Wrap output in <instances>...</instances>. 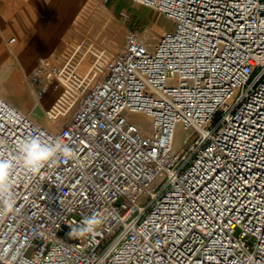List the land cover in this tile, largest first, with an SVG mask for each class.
<instances>
[{"label":"built area","instance_id":"obj_1","mask_svg":"<svg viewBox=\"0 0 264 264\" xmlns=\"http://www.w3.org/2000/svg\"><path fill=\"white\" fill-rule=\"evenodd\" d=\"M132 2L171 27L153 45L127 31L88 86L70 83L69 62L37 60L36 102L70 85L75 107L60 125L0 94V159H18L33 136L73 150L36 172L12 169L0 264H264V0ZM93 216L94 233L67 235Z\"/></svg>","mask_w":264,"mask_h":264},{"label":"rangeland","instance_id":"obj_2","mask_svg":"<svg viewBox=\"0 0 264 264\" xmlns=\"http://www.w3.org/2000/svg\"><path fill=\"white\" fill-rule=\"evenodd\" d=\"M47 9L46 7L43 10V14ZM170 27L171 23L162 14L132 0H85L76 20L67 31V44L60 53L59 61L55 63L62 65L69 62L70 70L67 76L70 83L76 84L81 78H86L84 86L86 87L104 74L107 61L121 49L127 31L136 32L153 45L160 34ZM5 41L0 36V94L20 110L32 112L42 125L53 124L54 127L60 125L75 107V103L71 101V90L69 89V97L63 102L53 103L51 98L55 93L49 92L40 104L36 105L34 95L30 92L24 93L25 74L16 66L8 70L3 68L2 53L7 55L9 53ZM41 58L50 61L48 56L44 55ZM92 68L96 69V73L93 71L89 73ZM33 88L35 89L34 86ZM53 90L60 93L62 87L58 85ZM41 109L43 113L51 111L57 116L55 119L49 117L45 119ZM127 115L142 128L148 127V120L142 115L137 113ZM185 134L182 127L177 125L173 143L175 152L184 146ZM144 201L145 198H142L140 202Z\"/></svg>","mask_w":264,"mask_h":264},{"label":"crops","instance_id":"obj_3","mask_svg":"<svg viewBox=\"0 0 264 264\" xmlns=\"http://www.w3.org/2000/svg\"><path fill=\"white\" fill-rule=\"evenodd\" d=\"M84 3L85 0H0V36L4 40L9 37L14 38V41L8 44V55L2 53L3 68L8 70L16 66L26 78L36 66L38 58L44 55L50 59V61L45 60L48 65H57L55 62L60 58V53L67 44V31L76 20ZM46 7L48 9L43 14ZM23 84L24 93L30 92L33 95L25 81ZM53 89L49 87L36 105L40 104L49 92L55 93L51 98L55 103L60 93ZM31 114L37 121L34 114L32 112ZM42 114L45 119L49 117L48 112L44 111ZM44 126L54 127L53 124Z\"/></svg>","mask_w":264,"mask_h":264},{"label":"clouds","instance_id":"obj_4","mask_svg":"<svg viewBox=\"0 0 264 264\" xmlns=\"http://www.w3.org/2000/svg\"><path fill=\"white\" fill-rule=\"evenodd\" d=\"M18 159H0V206L3 211H8L14 206L12 185L9 175L17 163L30 172L38 171L44 164L55 159H68L73 156V150L59 141L45 143L38 137H28L16 145ZM101 223L96 217L85 219L79 226L71 227L67 235L70 238H81L91 235Z\"/></svg>","mask_w":264,"mask_h":264},{"label":"bare ground","instance_id":"obj_5","mask_svg":"<svg viewBox=\"0 0 264 264\" xmlns=\"http://www.w3.org/2000/svg\"><path fill=\"white\" fill-rule=\"evenodd\" d=\"M10 38H13V37H9V38H7V43L10 45L13 41H14V38H13V41L11 42V43H9L8 41H9V39ZM60 59V58H59ZM59 59L56 61V62H58L59 61ZM98 61H100V58H99V60ZM95 68H97V67H95ZM95 72L96 73V69H94V68H92L90 71H89V73L90 72ZM27 71L25 70V73H26ZM26 84H27V86H29L30 87V89H31V91L33 92V95L35 94L34 93V89H32V85L28 82V76L26 77ZM61 87H62V91L60 92V94H59V96H58V98H57V100H56V102L55 103H58V102H63L64 100H66L68 97H69V87H70V85L68 84V82H66V81H64V83H61V84H59ZM56 88V87H55Z\"/></svg>","mask_w":264,"mask_h":264}]
</instances>
